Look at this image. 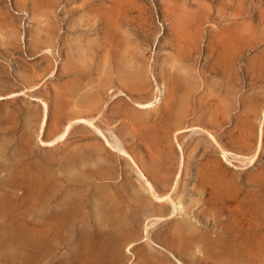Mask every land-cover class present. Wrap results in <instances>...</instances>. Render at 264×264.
Listing matches in <instances>:
<instances>
[{
    "label": "rangeland",
    "instance_id": "374dc122",
    "mask_svg": "<svg viewBox=\"0 0 264 264\" xmlns=\"http://www.w3.org/2000/svg\"><path fill=\"white\" fill-rule=\"evenodd\" d=\"M0 264H264V0H0Z\"/></svg>",
    "mask_w": 264,
    "mask_h": 264
},
{
    "label": "bare ground",
    "instance_id": "6f19581e",
    "mask_svg": "<svg viewBox=\"0 0 264 264\" xmlns=\"http://www.w3.org/2000/svg\"><path fill=\"white\" fill-rule=\"evenodd\" d=\"M47 52H49V50H47ZM120 70V69H119ZM119 72V71H118ZM123 72V71H122ZM125 72V71H124ZM121 73V72H120ZM117 74V73H116ZM119 74V73H118ZM122 75H119V77H122L124 80L127 78V77H130V79H131V81L133 82V87L135 88H137V90H142L143 89V86H144V81H145V77L146 76H143V75H139V76H129V75H124V73H121ZM143 74V73H142ZM173 75H176V74H173ZM116 77H117V75H116ZM170 77H172V79H169L167 82H168V87H170V89H171V93H169V94H171V96H173V94H175V92L176 91H180V87H181V80H180V78L179 77H181V76H170ZM185 77V76H184ZM130 79H128V80H130ZM127 80V79H126ZM167 80V79H166ZM165 80V81H166ZM184 81V80H183ZM189 82V81H188ZM186 83V82H185ZM185 83H183V84H185ZM127 84V83H126ZM191 85L190 86H188V84H186L185 85V89H186V92H189V93H191V91H192V89H193V85H192V83H190ZM130 85V84H129ZM147 86V85H146ZM157 86V89H159V86H158V84L156 85ZM132 87V86H131ZM136 90V89H135ZM183 90V89H182ZM31 91V90H30ZM119 93H120V95L121 96H126V94L123 92V91H121V90H119ZM98 94H95L94 96H97ZM182 95V94H181ZM11 96H13V95H10V96H8V98L9 97H11ZM99 97V96H98ZM127 97V96H126ZM94 98L95 97H93V100H94ZM172 98V97H171ZM179 98H180V96H179ZM97 99V98H96ZM36 100V99H35ZM92 99H91V101H93ZM184 100V99H183ZM39 102L41 103V109H42V115H41V119H40V124H39V131H38V141H39V145L40 146H42V147H53L54 145H55V143H57V142H60V141H62V140H64L65 138H66V136L68 135V133H69V131H70V128H71V126H72V124L73 123H79V124H83V125H85V126H87V127H89V128H91V129H93V131L95 132V133H97L98 134V136H100L102 139H103V141H104V143L106 144V146L107 147H109V149L111 150V151H114V152H117L120 156H122V157H125V158H127L128 159V161L131 163L130 165H132L133 166V168H134V170H135V172H136V174L138 175V177H139V179L141 180V182L143 183V185L145 186V189L147 190V192H149L150 193V195H151V197L155 200V201H157V202H159V203H162V202H168V203H170L171 204V207H172V209H171V212H170V214H169V218H171V217H173L174 215H175V213H176V211H177V208H176V203H174L173 201H172V199H171V197H170V194L168 193V194H166V195H159L158 193H156V191H155V189H154V186L149 182V180L147 179V177H146V175H145V173H144V171H143V169L142 168H140V166L136 163V161L131 157V155H129L123 148H121V146H120V144L116 141L115 143L114 142H111L108 138H107V136H105L104 135V133L98 128V127H96L95 125H94V123H93V120L92 119H89V118H83V117H78V118H76V119H74V120H72V121H70L69 123H67L66 124V126L64 127V130H63V132L60 134V135H58L57 137H55V138H53V139H51V140H48V141H44L43 139H42V134H43V130H44V128L46 127V123H47V104H46V102H44V101H40L39 100ZM95 102V101H94ZM171 102H173L172 101V99H171ZM170 102V103H171ZM176 102H178V101H176ZM88 103H90V101H88ZM179 103V102H178ZM134 104H135V106H137L138 107V109L140 110V109H146V108H148V107H150L151 105H152V103H138V102H134ZM175 104V103H174ZM173 104V105H174ZM180 104V103H179ZM178 104V105H179ZM91 105V104H90ZM182 105H183V102H182ZM87 107H89V106H87ZM170 108V107H169ZM168 108V109H169ZM171 108H173L172 107V105H171ZM176 108V107H175ZM174 109V108H173ZM179 112H177L176 114H175V121H174V123H176V125H181V123L183 122V120H185V116L186 115H184V113H185V111H184V109H182V108H180L179 107ZM252 109V108H251ZM166 111H168V110H166ZM170 111V110H169ZM168 111V112H169ZM175 111V110H174ZM174 111H172V112H174ZM171 113V112H170ZM169 114V113H168ZM173 115H174V113H172ZM166 115V114H165ZM171 117H172V115H171ZM173 121V120H172ZM169 123V122H168ZM174 123H173V127H174ZM169 125V124H168ZM175 125V126H176ZM177 127V126H176ZM182 127V126H181ZM172 128V127H171ZM177 128H179V127H177ZM182 129L183 128H179L178 130H177V132H176V129H174L175 130V132L176 133H178V132H181L182 131ZM200 131H204V133H206V135H207V137L209 138V139H211L212 141H213V143H215V145L216 146H218L219 148H220V150H221V152L223 153V156H225L226 154H227V152L223 149V148H221V146L218 144V142L216 141V139L213 137V135L212 134H210L208 131H206V130H203V129H201ZM164 133H166V132H164ZM176 133H175V135H176ZM165 135H167V134H165ZM169 135V134H168ZM260 135H261V131H260ZM170 136V135H169ZM162 137V136H161ZM168 137V136H167ZM167 139H169V138H167ZM208 142V141H207ZM257 151H258V149H256L255 150V153L253 154V156L252 157H250L249 158V160H248V163H251L255 158H256V155H257ZM180 157L178 158V161H177V163H178V167H179V171L177 172V176L179 175V173H180V169H181V167L183 166V163H184V157H183V151H180ZM174 154V153H173ZM176 162V161H175ZM13 176V175H12ZM10 179H12L11 177H10ZM207 180V179H206ZM215 180V179H214ZM8 181V180H7ZM13 181H15V180H13ZM209 181V180H208ZM210 181L211 182H213V179H210ZM216 181V180H215ZM203 182V181H202ZM7 183V182H6ZM11 183V182H10ZM16 185H17V183H16ZM159 219H161V218H157L156 220H159ZM147 228H148V225H146L145 226V230L147 231ZM146 236H147V233H146ZM229 247V246H228ZM159 249H161L160 247H158ZM226 248V247H225ZM231 248V247H230ZM227 250V249H226ZM228 252H230L229 250H228ZM227 252V253H228ZM226 253V252H225ZM224 256H225V254H223ZM229 256H232V255H229ZM229 256H226V258L229 260L230 259V257ZM242 258V257H241ZM223 259H224V257H223ZM234 259V258H233ZM235 259H238V258H236L235 257ZM242 260V259H241ZM179 262V261H178Z\"/></svg>",
    "mask_w": 264,
    "mask_h": 264
}]
</instances>
